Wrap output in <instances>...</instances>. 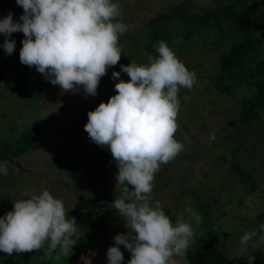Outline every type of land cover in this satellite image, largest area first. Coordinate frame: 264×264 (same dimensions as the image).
<instances>
[{
  "label": "rangeland",
  "instance_id": "rangeland-1",
  "mask_svg": "<svg viewBox=\"0 0 264 264\" xmlns=\"http://www.w3.org/2000/svg\"><path fill=\"white\" fill-rule=\"evenodd\" d=\"M179 1L119 0L117 3L122 12L118 19L127 25V31L119 38L122 55L128 52L135 55L136 50L141 51L148 19ZM211 3L213 0H191L190 10L199 11ZM23 11L16 0H0V19L11 12L13 19L19 21ZM132 34L141 37L136 48L130 41ZM211 35L206 41L197 36L189 42L174 38L169 46L190 71H195L197 81L191 90H179V128L174 138L184 144V149L173 161L161 165L155 174L152 201L159 200L163 207L176 213L177 218L188 222H191V213L187 209L200 214L198 201H201L204 203L203 207L200 205L201 209L208 213L210 227L218 233L221 249L232 263L264 264V229L260 227L264 223V112L261 118L241 130L230 125L229 121L240 108L238 98L247 90L239 86L236 96H229L213 86L207 73L215 70L217 57L225 47L219 45L213 49ZM5 39L0 34V64L5 75L0 82V142L13 141L39 119H45L47 123L39 134L38 148L18 158L21 167H7L19 183L16 188L7 187L6 183L0 186V218L13 210L15 202L39 195L44 189L63 201L66 218L83 196H90L91 206L107 210L111 206L107 196L119 189L118 166L112 160L117 171L97 184L88 179L84 170L105 147L91 141L84 126L88 121L87 113L115 95V84L120 79L128 81L127 74L121 68V75L112 80V86L100 85L95 96L87 95L82 87L75 92L63 93L59 85H53L47 79L49 85L43 94L30 100L24 88L32 77L27 79L23 74L33 67L20 62L24 34L15 32L11 35L10 39L16 42L11 55L2 47ZM178 44L183 48H178ZM261 57H264V48ZM145 63L140 62V65ZM196 66L198 68L194 69ZM185 96L189 99L185 100ZM213 134L215 138L211 139ZM232 159L250 173L257 186L255 191H248L235 174L230 173ZM89 212L93 213V210L89 209ZM77 223L81 222L78 220ZM125 223L120 218L94 242L91 251L77 260L72 258L70 250L63 254L57 247L50 253L54 256V264H107L103 259L109 247L115 245V236L129 232ZM250 232L255 235L242 252L245 246L240 243V238ZM124 248L120 245V249ZM48 249L49 242H45L43 250L48 253ZM3 255L7 256L0 252V257ZM174 259L176 264H189L184 255Z\"/></svg>",
  "mask_w": 264,
  "mask_h": 264
},
{
  "label": "clouds",
  "instance_id": "clouds-1",
  "mask_svg": "<svg viewBox=\"0 0 264 264\" xmlns=\"http://www.w3.org/2000/svg\"><path fill=\"white\" fill-rule=\"evenodd\" d=\"M23 8L19 21L10 12L0 19L2 45L11 55L16 47L10 39L22 32L20 62L59 85L63 93L83 88L97 95L101 78L122 57L119 38L127 25L119 21L122 9L113 0H16ZM22 21V22H20ZM157 57L147 63L121 65L130 79L115 84L116 94L87 113L84 130L95 144L110 150L118 166L120 195L113 207L126 222L128 234L115 236L107 251L108 264H123V245L130 253L128 264H176L183 256L195 231L190 222L178 218L173 224L159 200L152 201L153 181L161 165L173 161L184 149L174 138L179 128L180 88L191 90L197 81L164 41L158 43ZM113 72V79L120 77ZM185 100L189 97L185 96ZM214 134L211 139H214ZM7 175V162L0 164ZM191 219L198 226L202 217L191 208ZM264 229V223L260 225ZM255 232L245 233L240 243L246 250ZM76 237V239H73ZM79 239L74 217L66 218L63 201L44 189L39 195L14 203L12 211L0 218V252L30 253L49 242L46 255L61 249L67 254Z\"/></svg>",
  "mask_w": 264,
  "mask_h": 264
},
{
  "label": "trees",
  "instance_id": "trees-1",
  "mask_svg": "<svg viewBox=\"0 0 264 264\" xmlns=\"http://www.w3.org/2000/svg\"><path fill=\"white\" fill-rule=\"evenodd\" d=\"M118 1L113 0L114 3ZM213 2L199 11H191V0H181L149 18L144 25L145 33L143 32L142 38L145 39V43L142 45V50H136L135 55L129 52L125 56L122 55L120 62L110 67L107 75L101 78L99 86L102 84L112 86V73L121 72V63L124 66L132 62L140 65V62L147 61L144 53L151 56L157 55L156 49L160 41L166 42L168 46L174 38L189 42L197 36L206 41L211 33L213 37L210 44L213 49L219 45L225 47V50L217 57L215 70L207 73L213 86L229 96H236V89L239 86L247 90L246 94L238 98L240 108L237 115L229 121L230 125L241 130L252 121L261 118L264 112V57H261L264 48V0H213ZM130 38L136 48L141 37L132 34ZM177 46L183 48L180 44ZM196 68L198 66L194 69ZM4 76V68L0 64V82L3 81ZM30 76L32 78L24 89L27 92V98L35 100L47 89L49 81L35 67L23 74V77L27 79ZM127 79L129 80L130 77L128 76ZM110 91L113 92L114 89L110 88ZM46 123L45 119H39L13 141L0 142V164L7 162V167L8 165L21 167L18 158L38 148L39 134ZM235 148L238 149V146ZM112 160L110 150L105 147L89 163L84 173L87 174L88 179L97 184L110 173L117 171ZM229 171L235 174L248 191L256 190L257 186L250 173L236 159L230 160ZM3 183H6L5 185L9 188H16L19 179L11 169L7 168V175H0V186ZM119 195L120 188L107 196V202L111 204L107 210L91 206L90 196H83L68 214L67 219L74 217L76 222L78 220L81 222L77 223L79 230L77 244L72 250L70 249L73 259L77 260L91 251L94 242L121 218L113 207V202ZM198 203L202 222L198 226L193 225L195 220L191 219L190 223L194 228L195 236L184 254L185 259L189 264H233L229 256L221 249L218 233L210 227L208 213L201 209L204 203L201 201ZM89 209H92L93 213L89 212ZM163 209L175 224L178 219L176 213L171 212L166 206ZM121 251L124 253L123 264H128L131 253L126 248ZM46 253L41 248L14 256L3 255L0 257V264H54V256L46 255ZM103 261L108 264V257L106 256Z\"/></svg>",
  "mask_w": 264,
  "mask_h": 264
}]
</instances>
